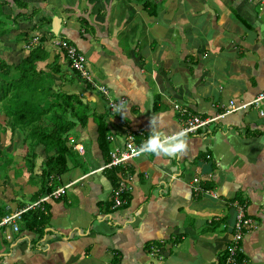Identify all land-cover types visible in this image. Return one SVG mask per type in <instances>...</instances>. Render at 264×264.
<instances>
[{
	"label": "crops",
	"instance_id": "1",
	"mask_svg": "<svg viewBox=\"0 0 264 264\" xmlns=\"http://www.w3.org/2000/svg\"><path fill=\"white\" fill-rule=\"evenodd\" d=\"M41 1V15L61 18V35L84 55L108 96L126 99L123 115L106 116L108 152L121 148L127 128L139 133L137 143L148 138L152 116L163 120L164 132L178 131L174 102L211 116L230 99L248 101L264 90V0H106L103 20L90 10L94 0ZM75 10L77 21L70 17ZM85 17L90 34L82 28ZM53 58L61 90L77 94L94 112L106 109L56 49L49 48L37 68L49 70L45 64ZM95 136L92 115L83 128L74 126L67 139L79 149L78 162L59 177L71 185L46 199L41 230L18 222L16 230L0 227V264H219L234 202L253 220L241 240L243 264H264V100L187 134L181 158L129 159L121 171L129 189L117 209L106 206L113 187L97 170L103 159ZM21 163L2 177L0 200L8 213L33 202L38 189ZM193 177L206 181L216 197L196 195Z\"/></svg>",
	"mask_w": 264,
	"mask_h": 264
},
{
	"label": "trees",
	"instance_id": "2",
	"mask_svg": "<svg viewBox=\"0 0 264 264\" xmlns=\"http://www.w3.org/2000/svg\"><path fill=\"white\" fill-rule=\"evenodd\" d=\"M32 1L34 0H0V39L10 30V27H6L8 21L15 27L18 26L16 18L20 17L27 21L38 14L40 3ZM142 3L154 5L150 0H142ZM4 7L9 10L8 13L4 11ZM34 20L36 21L30 24L31 27L28 30H21L14 39L15 42L23 43V47L27 48L26 53L16 60H7L0 55V115L3 116V126L0 125V129L3 132L5 127H9L12 133H21L20 143L27 145L26 151L22 155V161L29 180L36 182L38 186V189L32 194L33 201L50 194L61 186L59 177L67 171L68 165L77 164L78 153L68 142L67 137L71 134L74 126L78 125L83 128L90 115H92L96 126L97 150L103 159V164L108 162L109 140L106 137L109 131L106 116L110 112L107 108L101 112H94L87 102L77 94L61 90L53 77V74L60 72L56 58L45 64L49 70L44 71L37 68V62L48 57L49 48L56 49L64 57V50L52 43L54 38L63 39L68 44H72L64 36L58 37L50 32V17L39 15ZM43 23L46 26L44 28L46 35L38 30L44 26ZM66 62L68 66V61ZM69 69L74 76L77 75L76 71L70 67ZM60 76L61 74L58 75V78ZM69 78L72 76L70 75ZM77 78H79L78 75ZM199 115L202 117L205 116V113ZM246 130L249 129L246 128ZM249 132L255 133L250 130ZM37 145L42 147L41 153L44 156L35 168L37 154L34 152V148ZM4 150V147L0 148V165L3 166V169L12 161ZM102 171L106 172L111 187L115 186L118 179L123 178L121 165L104 168ZM207 184L206 181L203 182V187L208 188ZM49 199L55 198L49 196ZM46 201L43 200L33 209L25 210L18 223L26 229L41 230L48 219ZM110 205L109 199L107 208ZM6 213L8 210L0 200V218ZM224 254L221 256V261H218L219 264H223Z\"/></svg>",
	"mask_w": 264,
	"mask_h": 264
},
{
	"label": "built area",
	"instance_id": "3",
	"mask_svg": "<svg viewBox=\"0 0 264 264\" xmlns=\"http://www.w3.org/2000/svg\"><path fill=\"white\" fill-rule=\"evenodd\" d=\"M52 43L56 46H60L62 50H64V58L68 61V66L76 71L80 80L87 82L92 86L104 99L105 107L108 111L113 112L116 111L117 107H123L126 102V99L122 96L117 98H111L108 96V90L104 85L100 83L92 82L91 72L89 71L84 55L75 49L72 45L68 44L63 39L54 38ZM264 100V90L257 93L254 97H252L248 101L244 102H235L232 99L228 100L226 104L220 107V110L211 116H202L199 114H194L189 111L187 106L174 102L172 104V109L177 115V119L180 123L179 130H186L187 134L195 133L197 129L202 126L208 125L210 122L218 120L224 117L227 114L233 113L237 110H240L245 107H258V105ZM259 114H262V111L259 110ZM178 130V131H179ZM136 134L138 132L127 128L123 134V142L122 146L119 149H112L108 152L109 160L105 164L101 165L97 168V170H102L104 168H109L112 166L121 165L124 166L126 162L134 157H138L139 152L138 149L140 145L147 140L143 139L141 143H137L135 141ZM110 139V137H107ZM72 182H68L66 185L61 186L53 190L50 194L42 196L37 200L28 203L22 208H19L11 213L4 215L0 219V226L10 225L13 230L17 229L16 223L20 220L21 213L27 209H33L40 202L49 198V196L53 198H57L60 194L64 193V188L70 185ZM203 183V182H202ZM193 192L197 193H209L211 196L215 197V195L208 189L204 188L202 184H200V180L196 177L192 178V182L190 184ZM129 189L124 178H120L117 180L115 186L111 189L109 199L111 201V208H118L124 201L122 197L124 193H126ZM234 209V219L231 226V236L228 240L227 244L224 246V260L223 264H243L244 259L241 256L242 247L241 240L244 233L250 229L253 225V220L246 215L245 208L242 204H238L234 202L232 204ZM5 208H8L7 206ZM153 253L155 252V248L151 250ZM151 252V253H152Z\"/></svg>",
	"mask_w": 264,
	"mask_h": 264
},
{
	"label": "rangeland",
	"instance_id": "4",
	"mask_svg": "<svg viewBox=\"0 0 264 264\" xmlns=\"http://www.w3.org/2000/svg\"><path fill=\"white\" fill-rule=\"evenodd\" d=\"M56 1H61V0H56ZM65 1L71 2V0H65ZM141 1L142 0H138L136 2L140 5ZM32 2H38V3H40L42 5V7H44V5H45V3H43L41 0H34ZM73 2H74V0H72L71 4ZM114 2H116V0ZM82 5H83V3L80 1V4L77 5V8L81 10ZM92 5H93V7H91V9H90L91 12L94 14L95 17H98V15L99 16H102L101 19L103 20L104 19V16H106V12H104V10H103V9H105L104 6L107 5L106 0H94V4L92 3ZM4 11L7 12V13L9 12V10L7 8H5V7H4ZM98 11H101V12H98ZM41 12H39L34 17H32V19L27 20V21L23 20L20 17L16 18V20L18 21V26H15V27L12 26V24L10 23V21L7 22L6 27H10V30H9V32L6 35L2 36L1 39H0V55L2 57H5L7 60H16L21 55H23V54L26 53L27 48L26 47H23V43L22 42H15V40H14L15 39V36L21 30H28L29 27H31L30 24L32 22L34 23L36 21L34 19H36L37 17H39V14L41 15ZM65 14L67 15L68 13L66 12ZM59 15H61V14H59ZM76 15L77 14H76V10H75L72 14H70V17H72L75 21H77V19H76L77 16ZM42 16H43V14H42ZM44 16L45 17L48 16V17L51 18L52 15L49 13L48 15H44ZM117 16H118V14H117ZM83 19L85 20V22L83 23V25H85L88 22V19H87V17H85ZM63 21H64V19H63ZM83 25H82V28H86L87 31H88V33L90 34L91 31H90L89 27H87V25H85V26H83ZM45 27L46 26L44 24V26L40 27V29H38V30H41L42 32H40V33H44L46 35L45 29H44ZM62 28H63V25H61V29ZM61 29H60V31H59V33L57 35L58 37L61 36ZM91 30H94V29H91ZM96 36L97 35L94 34L93 37H96ZM48 37H50V36H48ZM65 39H68V38H65ZM97 41L99 42V39H97ZM67 68H69V67H67ZM91 79H92V82L97 83V80L98 79H97L96 76L94 77V75L92 73H91ZM83 83L85 84V86L87 87V89H90V90L92 89V86L89 85L87 82H84L83 81ZM249 112H251V111H249ZM0 125L3 126V116L2 115H0ZM21 139H22L21 133H19V134L18 133L16 134L14 132L12 133L9 130V127H5V131H3V132L0 129V148L4 147V149H5L4 151H5L6 155H8L9 157H11V159H12L11 164L7 165V167H5V169H3V166L0 165V187H1V185H3V183H2V177L4 178V175L6 173L8 175H10L11 170H12V167L17 166V165L19 166V165L22 164L21 163V161H22V155L25 153L26 148H27V145L25 143H20ZM37 147H39V146H36L34 148V152L37 154V156H38L37 157V160L39 161V159L42 158V153H41V150L38 149ZM74 149L75 150L77 149V151H79V149L77 147H74ZM85 155H86V153H85ZM80 157L82 158V156H80ZM4 171H5V174H4ZM197 179L200 180L199 178H197ZM202 186H203V183H202ZM206 189H208V190L211 191V189H209V188H206ZM1 191H2V189H1ZM1 191H0V196L1 197H4L5 194L3 195V193H1ZM69 191H68V193H69ZM196 195L213 197L209 193H197Z\"/></svg>",
	"mask_w": 264,
	"mask_h": 264
},
{
	"label": "clouds",
	"instance_id": "5",
	"mask_svg": "<svg viewBox=\"0 0 264 264\" xmlns=\"http://www.w3.org/2000/svg\"><path fill=\"white\" fill-rule=\"evenodd\" d=\"M116 111L121 112V108L118 106ZM121 115H123V112H121ZM149 127H150V132H149L150 134L147 140H145L140 145L138 149L139 154H152L155 155L156 157H168V158H177V159L187 154L189 143L187 140L186 130H179L171 134H168L162 130L166 127V124L163 122V120H157L156 117L154 116H152L149 121ZM70 185H68L67 187H69ZM67 187H65L64 189H66Z\"/></svg>",
	"mask_w": 264,
	"mask_h": 264
},
{
	"label": "water",
	"instance_id": "6",
	"mask_svg": "<svg viewBox=\"0 0 264 264\" xmlns=\"http://www.w3.org/2000/svg\"><path fill=\"white\" fill-rule=\"evenodd\" d=\"M60 24L61 18L56 15H52L50 18L49 30L53 35H56L59 32Z\"/></svg>",
	"mask_w": 264,
	"mask_h": 264
}]
</instances>
